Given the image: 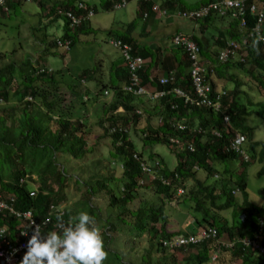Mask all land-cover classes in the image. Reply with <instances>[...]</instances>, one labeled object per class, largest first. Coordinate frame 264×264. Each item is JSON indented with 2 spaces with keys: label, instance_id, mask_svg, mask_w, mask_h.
Instances as JSON below:
<instances>
[{
  "label": "trees",
  "instance_id": "trees-1",
  "mask_svg": "<svg viewBox=\"0 0 264 264\" xmlns=\"http://www.w3.org/2000/svg\"><path fill=\"white\" fill-rule=\"evenodd\" d=\"M119 1L99 0V2H102L101 10L105 12L113 11L114 5ZM128 1L130 3L135 0ZM209 1L204 0L202 4L200 2L189 4L185 0H161L159 7L170 14L178 10L197 9ZM248 1H257L259 3L261 0ZM23 2L25 0H10L7 2V8L12 9L15 4H22ZM79 3L84 4L85 9H78ZM155 4V0L139 2L137 18L141 20L145 11L148 12V17L153 16L156 13L153 9ZM39 5L42 10L48 9V17L64 20L63 36L47 43V50L44 51L45 55L49 54L50 48L56 50L51 53L52 55L58 53L57 50L61 49L57 44L59 39L71 41L70 47L73 49L80 35L90 33L88 32L91 29L90 20L82 22L72 29L66 18L56 15L58 8L71 11L75 15L83 14L85 16L89 9L96 13L99 7V4L98 6L96 4L90 6L85 1L79 2V0L54 2L41 0ZM5 13L7 12L3 9L0 10V15H5ZM213 16L232 19L231 28L228 30L227 35L220 34L215 42L214 49H211L212 47H210L208 40L202 41L195 36L190 37V39L201 48L200 60L208 66V79L213 88L218 90L213 78L214 75L219 79L234 84L235 89L233 87L223 98L228 108L226 107L222 111L217 112L208 106L185 104L183 99L172 93V91L161 98L155 99L153 102H150L151 100L146 97L125 91L124 87L130 83V75L122 58L121 63L126 67L124 69L126 72L124 78L121 81L118 79L114 80L115 83L109 86L110 90L105 89L106 86L101 84L99 91H96L95 94L97 97L100 94L105 95V91H110L114 94L113 98L101 105L103 114L98 119V125L109 136L114 155L121 161V168L124 167L121 194H117L113 187L106 188L109 194L108 206H128L129 203L139 197V187L149 186L153 188L160 200L165 197L169 200L179 201L182 199L183 202H192V209L202 212L201 220L196 222L198 227L211 226L217 229V237L215 238L205 240L197 246L189 245L175 250L174 253H167L161 248V243L178 237V235L169 234L166 231V216L163 212V203L159 205H140L136 210L131 211L135 217L134 228L137 235L143 233L150 235L151 246L149 253L150 250L155 249L156 254L155 261H152V256L148 254V260H144L143 264H183V262L189 264V261L195 262L194 260L197 261V264H207L213 257L211 246L213 245V251H215L218 246L216 245L217 239L221 238L222 235L227 236L229 239L234 237L254 239L259 234L257 244H264V225L262 231L260 230V222H264V212L248 198V182L245 177V168L250 164L251 159H257L263 163L258 174L259 176L264 175V142L256 139L255 131L248 122V117L251 115L250 105L264 107V42H261L260 54L257 55L249 47L253 39L249 38L246 45L248 54L244 61L236 59L221 63L218 58L220 52L228 44L232 42L242 43L246 37H249L255 28L257 17L247 10L245 14L246 23L244 25H242L241 19L230 14L221 16L212 13L207 17L192 21H198L204 25V23L212 20ZM136 26L137 21L134 19L127 25V33L116 35V39L129 43L133 47L134 54L140 55L144 59L150 58L156 64L157 62L153 59L154 52L147 48L139 51L136 39L132 36ZM113 34L111 31L107 32L108 36H113ZM262 34H264V24ZM179 50L183 55L174 69V79L167 83H161L160 76L150 75L148 70L151 64L148 66L146 64L141 72L143 86L150 91L172 90L178 87L192 94L193 84L187 54L182 49ZM67 52V50L63 49L60 51L61 54H67ZM159 63L162 67L165 66L164 61ZM37 64L34 65L31 61L23 62L20 65L12 63L0 69V101H4L6 104L12 101V97L15 98L13 104L1 106L3 114L2 116L0 114V141L16 147L18 153H23L22 156L20 154L16 155L18 164L22 165V163L26 164L25 162H28L27 166L23 168L20 166V168L14 169L9 180L3 179L0 175V198L6 200L15 209L22 211L31 209L35 222L42 224L50 216L51 204L59 205L65 199L60 195V188L66 187L69 178H62L57 166V155L60 153L68 154L75 160L82 161L89 152L86 135L90 128V126H87L90 119L86 117L82 119L80 116H75V109L78 106L84 107V111H87V106L85 105L89 100L87 97L88 89L80 88V85L84 79H91L93 75L92 70H84L79 77V81L73 83L63 77L60 69L50 70V66L45 64L43 60L37 62ZM164 71V76L170 75L172 72H169V69ZM240 72L248 78L247 82L243 81L240 83ZM13 82H16V84L13 85ZM249 83L253 85L252 91L259 96L260 101L253 102V96L248 91L241 90V85L245 86L249 85ZM122 85L123 87H121ZM67 93H71L74 98L72 100L74 103L69 106L63 105L62 99L63 97L64 100L66 97L71 99V95H67ZM243 100L248 102L245 103ZM147 102L152 103L153 111L161 118L156 127L150 125L153 119L150 113L154 112L144 106ZM173 105H175L174 108H172ZM142 107L145 112L142 111ZM121 108H123V111H121ZM225 115L230 116V124L225 123ZM11 117L13 119L16 118L20 122L17 127V130L22 129L23 131L20 137L15 136L13 128L7 126L8 119ZM105 123H108L107 127L104 126ZM130 124L134 126L136 131L138 130V132L140 131L143 134L145 146L161 144L175 154L177 163L173 169L166 167L160 159L163 168L159 173L170 180V185H164L158 178H152V176L142 170L141 164L145 160L142 159V154L137 153L136 144L129 137ZM180 125H184L185 129H177ZM116 127L118 129L120 127L122 132L111 133V130ZM215 132L218 135H215ZM237 133L246 138L244 150L250 155L248 162L244 160L243 155L236 154L230 149V140ZM189 144L193 146V151L189 150ZM17 145H20V147L17 148ZM24 150H26L27 154L24 153ZM135 155H139V158H135ZM149 157L152 159V156ZM230 160H237L241 164L223 166L221 168L226 161ZM108 164L111 165L110 162ZM195 166L199 168L195 169ZM199 170L207 174L205 179L201 180L196 177ZM215 171L218 174H222L226 182L220 183L217 179H214L209 184L208 178H215ZM176 175L180 180L176 178ZM30 179L41 183V186L33 191L29 187ZM188 179H192L194 184L191 187L186 186L184 192L178 195L176 191L179 182H186ZM52 183L58 184V193L52 189ZM96 185L101 188L106 186V184L98 181H96ZM86 191L88 197L85 205L89 215L93 216L94 210L90 202V196L93 194V185H88ZM238 191L245 195L242 204L235 197ZM31 192L35 194L32 196ZM230 208H232L231 224L221 213ZM123 211H126V209H123ZM244 213L247 217L245 223H240V221L236 223L235 218L237 216L240 218ZM50 217L52 222H49L48 226L43 228L42 235L46 236L47 232L53 231L54 225L57 224V216ZM94 217L97 226L101 229L105 249L107 250L106 242L110 239L109 233L116 229L115 223L108 219L106 224L103 225L98 219V215ZM62 220L67 225L69 221L68 213H66L65 217H62ZM1 227H7L12 233L16 228H26L27 224L24 219L16 218L9 212L0 211ZM10 239L14 241L12 237ZM1 246L2 242L0 241ZM184 250L188 252L196 251L197 254L195 257L192 253L184 255L181 263L176 260L174 254ZM233 251L235 256L244 257V264L249 260L253 264H264V255L252 247L245 249L237 247ZM103 264L105 263L103 262Z\"/></svg>",
  "mask_w": 264,
  "mask_h": 264
},
{
  "label": "rangeland",
  "instance_id": "rangeland-1",
  "mask_svg": "<svg viewBox=\"0 0 264 264\" xmlns=\"http://www.w3.org/2000/svg\"><path fill=\"white\" fill-rule=\"evenodd\" d=\"M45 1L54 2L62 0ZM83 1L90 6H93L94 4L98 6L99 4V7L97 12L94 13L90 19L91 29L88 31L90 33L87 35H80L74 48L71 49V51H68L67 54H61L58 51L56 55H50V52L47 56H43L45 55L44 51L47 50V43L63 36L64 21L62 19L56 20L47 17V9L42 10L38 1L15 4L12 9H9V11L5 13V15H0V69L12 63L20 65L27 61H31L34 65H38L37 62L43 60L51 69H62L63 77H65L67 81H72L73 83L79 81V77L84 70H92V78L87 80L84 79L80 85V88L88 89L87 97L89 100L85 105L87 106V111H84V107L77 106L75 109V116H80L82 119H85V117L90 119V122L87 123V126H90V128L86 135L89 152L82 161L75 160L68 154L60 153L57 155V166L62 174V178H69L66 187L60 188V195L65 198L60 204H62L61 207L63 209H66L67 212L69 211L72 217L77 216L82 211L89 213L85 205L86 198L88 197L86 189L88 188V185L92 184L93 194L90 196V202L92 204V209L94 210L93 216L100 213V217L102 218L100 221L103 225L106 224V220L111 219L116 226V229L109 233L111 235V238L109 239L110 249L106 250L108 252V257L104 263L142 264L144 260H148V254L149 256H152V261H155V249L150 250V253L148 251L151 246L150 235L148 233L137 235L134 228L135 217L132 216V213L130 215V212L136 210L138 206L143 204L159 205L161 202L164 204L163 212L166 216L165 223L168 224L169 227H172L173 224L174 227L182 228L184 231H195L196 226H198L196 222L201 220L202 212L192 209L193 203L189 201L176 203V200H169L165 197L160 201L153 188L149 186L139 187V197L132 201L133 203H129L131 209H128L126 205L120 207L108 206L109 194L106 191V188L113 187L117 194H121V187L123 186V170L121 168V161L114 155L113 148H111V140L109 136L106 135L103 132V128L98 125V119L103 114L101 105L107 101L108 98L102 94L97 97L95 94L96 91H99L101 83L106 82L104 75L108 73L111 63L115 64L116 59L117 61H120V53L110 45L109 40L116 38V35L125 32L122 28L125 23L128 24L136 19L139 28L142 22L137 18L136 1L130 2L124 10H113L108 12L101 10L102 2H99V0H79V2ZM200 1L201 0H185V2L189 4ZM155 2L156 5H160L161 0H155ZM170 14L171 16L169 17H157L149 24L151 28L156 30V42L157 36L159 37L160 43L158 42L156 45L162 46V48L171 49V44L174 46L172 40L175 36L172 37V34L175 32L178 24H180V30L184 31L183 33L200 34L197 31L194 32L192 28L182 26L184 23H188L187 19L176 16L175 11ZM108 31L113 32V36H108ZM209 31L213 35L218 34L215 31ZM149 39L155 41L152 36L148 37V41ZM146 44H148V42H146ZM139 45H141L140 42L139 44L137 42V46ZM60 51H62V49H60ZM240 77V83L243 81L247 82L248 78H246L242 72H240ZM63 82L67 83L65 81ZM15 84L16 82H13V85ZM230 85H232L233 89V84ZM252 88L254 87L251 83L245 87V89L253 96V102L259 101V96L252 91ZM242 89L243 85H241V90ZM67 95H71V93H67ZM62 99L63 105L69 106L74 103L72 102V100H74L72 95L71 99L70 97H66L65 100L63 97ZM14 100L15 98L12 97V101L6 104L4 101H0L1 116L3 114L1 106L13 104ZM153 101L154 100H151L150 102ZM244 102L247 103L248 101L245 100ZM144 106L154 112L153 106L150 103H145ZM249 109L251 111V115L248 117L249 125L255 131L256 139L264 142V107L250 105ZM142 111L145 112L143 107ZM150 114L153 117L150 125L156 127L159 123L160 116L155 112ZM18 125H20V122H18L16 118L13 119L11 117L8 119L7 126L13 128L15 136L20 137L23 131L22 129L17 130ZM104 126L107 127L108 123H105ZM129 137L136 144L137 153L142 154V159L149 165H153V159L155 158H158L159 160L161 159L169 169H173L176 165V156L170 149L161 144L145 146L143 143V134L140 131L138 132V130L136 131L131 124L129 125ZM18 147H20V145H17V148ZM24 153H26V150H24ZM17 154H20V156L23 155L22 152H17L16 147L11 146L4 141H0V175L3 179L9 180L11 172L14 169H18L20 166L23 168L28 165L27 161L25 162L26 164H18V161L16 160ZM149 156H152V159ZM97 160H100L101 163H97ZM107 161L110 162L111 165L108 164ZM249 163L250 164L245 168V177L248 182V198L264 212V175L259 176L258 174L263 163L257 159H251ZM237 164L241 163L237 160H230L226 161L221 168L223 166ZM201 171L202 170H199V175L203 172ZM216 174L218 177H216ZM214 176L215 178L209 179V183L213 182L214 179H217L219 182L222 174H218V172L215 171ZM205 177H207V175H205ZM96 181L106 184L105 188L96 185ZM29 182V187L31 189H38L41 186V183L37 181L29 180ZM189 183L190 181L187 182V184ZM51 187L58 193V184L52 183ZM244 196L245 195L240 191L235 194V197H237L236 199H238V202L241 204L245 199ZM142 201L143 203L140 204ZM123 209H126V211H123ZM221 213L225 216L229 224H231L232 208L222 211ZM120 218L124 219L119 221L118 219ZM239 221V217L237 216L235 222L239 223ZM187 223L190 225L183 227ZM220 240L225 241L226 237L222 235ZM216 249L218 250L217 252L219 255L222 254V250L219 247ZM188 253L189 252L185 255ZM181 255H184L183 252H177V254H175L176 260L180 261ZM226 261L227 258L223 264H227ZM180 262L182 263V261ZM190 262L193 263L192 261ZM183 264L186 263L183 262ZM209 264H212V261L209 262Z\"/></svg>",
  "mask_w": 264,
  "mask_h": 264
},
{
  "label": "built area",
  "instance_id": "built-area-1",
  "mask_svg": "<svg viewBox=\"0 0 264 264\" xmlns=\"http://www.w3.org/2000/svg\"><path fill=\"white\" fill-rule=\"evenodd\" d=\"M10 0H0V10L3 9L5 12L8 11L7 2ZM26 2H33L36 0H25ZM137 3L139 2H149L150 0H135ZM129 4L128 0H120L118 3L114 5V10H123ZM78 9H85L84 4L79 3ZM153 9L156 11V15L158 17H166L169 15L165 9H161L159 5H154ZM249 10L252 14L256 15L257 23L255 28L253 29L252 34L249 37H246L242 43L232 42L227 45V47L220 52L218 58L221 63H226L229 60H238L244 61V58L247 56V47L249 38H254L255 34L259 32L262 34L263 24H264V0L254 2H249L248 0H210L207 4H203L197 9L193 10H178L176 11V15L188 20H197L203 17H207L212 13L226 16L232 15L233 17L239 18L242 21V25L246 23L245 14ZM57 15L66 18L69 22L70 28L74 29L77 25L87 20H90L91 17L94 15V11L89 9L87 14L84 16L82 15H75L71 11L58 9ZM148 15V12L145 11L143 13V17L145 18ZM58 46L63 49L70 51L71 41L61 39L58 40ZM111 46H113L119 53L121 58L124 60L127 66L128 73L130 75V83H128L124 90L146 97L150 100H155L167 95L170 91L177 95L178 97L183 99L185 104L194 105V106H208L215 111H222L224 108H228L225 105L223 98L227 95L228 91L223 89L215 90L208 79V66L200 60V53L201 48L197 43H194L189 36L183 34H176L173 37L172 43L176 48L182 49L187 54V58L190 65V76L192 79L193 84V92L189 94L184 90L175 87L172 90L165 89L161 91H150L145 86H143L141 72L142 68L145 67L147 61L142 58L140 55L134 54V50L132 45L129 43L124 42L123 40L113 38L109 40ZM52 70V69H50ZM174 79L173 72L170 75H166L160 78L161 83H167L168 81H172ZM104 94L108 95V91H105ZM175 105L172 106L174 108ZM123 111V108H121ZM161 118H159L160 122ZM224 120L226 124H230V116L225 115ZM177 129L182 130L185 129L184 125H180ZM117 131L122 132V129L116 127L111 130V133H115ZM215 135H218L215 132ZM121 144V142H119ZM177 143V141H176ZM246 143V138L241 135L240 133L236 134V136L232 139L230 143V149L235 152L236 154H241L247 160L249 158V154L244 150V144ZM190 151H193L194 148L192 145L189 144L188 146ZM137 158V156H135ZM160 168L159 162L155 161L152 166H149L147 163H142V169L148 175L152 177L158 176L162 183L169 185L170 181L166 177L162 175H158L157 170ZM176 178L179 177L176 175ZM24 182V180H22ZM143 183V181H142ZM183 187H180L178 193H183ZM35 193L31 192L33 196ZM0 211H6L11 213L16 218H21L26 221L27 227L26 228H16L13 232L14 236H18L21 239L20 242L12 243L10 240V232L7 227L0 228V240L2 242V247H0V264H17L21 261L18 259V254L23 251H27V241L31 238L33 234L34 225L30 226L29 221L26 217L31 214L32 219L34 217L33 211L31 209L27 211H22L15 209L11 206L6 200H2L0 198ZM51 213L57 212L60 215H63L64 211H61L59 208L55 206L51 207ZM247 217L243 215L240 217L241 223H245ZM34 220V219H33ZM50 221V219H48ZM36 225H40L38 222H35ZM43 225H47V223H43ZM264 222H260L261 231ZM41 226V225H40ZM30 227L31 231H30ZM59 229V227L57 226ZM42 230V227H41ZM22 232H27V235H22ZM259 234L254 239L246 238L240 239L237 243H239L243 248L252 247L255 250H259L264 255V244H257V238ZM217 237V230L212 227L202 228L198 231L196 235H187V236H180L175 237L170 240L164 241L163 246L164 248L168 249L169 251H175L181 247H186L188 245H197L200 244L204 240H208L211 238ZM235 243H226L224 244L225 247L232 248Z\"/></svg>",
  "mask_w": 264,
  "mask_h": 264
},
{
  "label": "clouds",
  "instance_id": "clouds-1",
  "mask_svg": "<svg viewBox=\"0 0 264 264\" xmlns=\"http://www.w3.org/2000/svg\"><path fill=\"white\" fill-rule=\"evenodd\" d=\"M36 1L40 2L41 0H36ZM57 10H56V13H57ZM261 42H264V34H260L259 32H257L255 34V37L251 40V43L249 45V47L257 55L260 54ZM231 141L232 139L230 140V143ZM135 156L139 158L138 157L139 155H135ZM249 159H250V155L247 160L246 159L244 160L248 162ZM153 160H154L153 163L155 161H158L160 165V168L157 170L156 174L162 175L159 173V171L163 168L161 161L158 158H155ZM143 163H147V162L145 161ZM149 166H152V165H149ZM141 167H142V164H141ZM194 168L198 169L199 167L195 166ZM122 170H124V167L122 168ZM216 177H218L217 174H216ZM152 178H158V176L152 177ZM178 180H180V178ZM142 181H144V179ZM186 186H187L186 182H179V186L177 187L176 193L178 195L182 194V193H178V190L180 189V187H183V189L185 190ZM35 190H37V188L33 189V191ZM61 205L62 204L56 205L53 203L50 206V210L52 206H55L56 208H59L61 211H64V213L63 215H60V213H57V212L51 213V211L49 210L50 216H57V224L54 225L55 228L53 231L47 232L46 236L42 235V232H43V228L48 226L49 222H52L50 216L46 220L43 221V223H47V225L45 226L43 225V223L42 224L39 223L41 226L36 225L35 220L32 219L31 214H29L26 217V219L30 223V226L34 225L35 227L33 230V234L31 235V238L27 241V246H26L27 251H23V252H20V254H18V259H21V261L18 262L17 264H103V262L107 259L108 252L105 249L101 229L97 226L95 218L90 216L87 212L82 211L77 216L72 217L68 221L67 225H65V223L62 220V217L66 216L67 211L66 209H63ZM48 219H50V221ZM57 226L59 227V229L57 228ZM41 227H42V230H41ZM208 227H211V226H208ZM202 228H207V227L202 226L201 228L198 229V231ZM212 228H215V227H212ZM14 230L12 231V233H10L9 238L11 237L13 238L14 241L10 239L12 243L20 242L21 239L18 238V236L13 235ZM30 231H31V228H30ZM198 231L192 234L185 233L182 235L180 234H173V235H178V237L187 236V235H196ZM21 234L27 235V232H22ZM241 238L246 239L245 237H234L232 239H229L226 236V240L221 241L220 240L221 238H218L217 243H216V245H218L217 248L219 247L222 251H232V252H234L233 249L234 248L236 249L237 247H241L242 249H245L239 243H237L238 240H240ZM226 243H235V245L232 248H228L224 246V244ZM197 245H194V246H197ZM161 248H163L168 253H174V251H169L168 249L164 248L163 242L161 243ZM217 251L218 250H216L215 252L213 260H216L217 256L219 255Z\"/></svg>",
  "mask_w": 264,
  "mask_h": 264
},
{
  "label": "crops",
  "instance_id": "crops-1",
  "mask_svg": "<svg viewBox=\"0 0 264 264\" xmlns=\"http://www.w3.org/2000/svg\"><path fill=\"white\" fill-rule=\"evenodd\" d=\"M202 1H204V0L200 1L201 4H202ZM133 2H135V1H133ZM136 6H137V9H138V3L137 2H136ZM47 14H48V9H47ZM169 16H171V14L167 15L166 17H169ZM47 17H48V15H47ZM147 17H148V15L145 18L142 15V17H141L142 24L139 26V28H138L139 24H137V26L134 29V32H133L132 35L137 40L138 44H139V42L141 44V45L138 46L139 51H141L142 49L147 48V49H150L152 52H154L153 53V55H154L153 59H155V61L157 62L156 64L153 61H151L150 58H146L145 59L147 61V65L146 66L151 64L150 67H149V70H148L150 75L151 76L152 75H157V76L162 77V76L165 75V71H164L165 69H169V72L170 71L174 72V69L176 68V65L178 64V61L182 58L183 53L178 48H175L174 46H172V44H171V49L162 48V46L156 45V44H158V42L160 43V40H159V37L157 36V42H156V39H155L156 30L151 28V26L149 24L151 23V21L153 19L157 18L158 16L156 14H153V16H149L148 18ZM49 18L53 19V17H49ZM54 19H56V18H54ZM168 20H170V19H168ZM231 21H232L231 18H222V17L219 18V16L218 17L213 16L212 20H209L207 23H204V25H202L198 21H190V20H188V23H184L182 26H187V28H192L194 32L197 31L200 34L198 35L197 33H193V34L183 33L184 31L180 30V24H178L176 26L175 32L172 34V37L174 35H176V34H179V33L183 34V35L186 34V36L188 35L189 37L195 36V37L201 39L202 41L208 40L210 47H212L211 49H214L215 42L217 41V38L220 36V34L223 33L224 35H227L228 30L231 28ZM121 22H123V21H121ZM128 24L125 23L122 26V28L125 30L124 33H127V25ZM182 26H181V28H182ZM209 30H211V32L215 31L218 34L213 35L212 33H210ZM149 36H152L155 41L150 40V39L148 41V37ZM146 42H148V44H146ZM205 48L209 49L208 47H205ZM53 51H56V50L55 49H50L49 53L50 52L53 53ZM58 51L60 52L59 49L57 50V52ZM51 53H50V55H51ZM45 56H47V55H45ZM119 58H120V61H117V59H116L115 60V64L111 63L108 73H106V75H104V78L106 79V82L105 83H101V84L106 86L105 89L110 90L109 86L113 85L115 83L114 80L118 79L119 81H121L124 78V76L126 75V72L124 71V69H126V67L121 63V61H122L121 56ZM160 61H164L165 62V66L164 67H162V65L159 63ZM119 63H120V65H118ZM60 70L62 71V69H60ZM231 71H233V70H231ZM213 78L215 79V83L217 84V89H223V90H227V91H231L232 90V85H230V84H233V83H230V82H228L226 80H223V79H219L215 75L213 76ZM233 86H234V84H233ZM246 86H248V85L243 86L242 91H247L245 89ZM121 87H123V85ZM113 95H114L113 92H110V91L108 92V95L105 94V96H107L108 100L113 98ZM144 100L146 101V99H144ZM255 102H257V101H255ZM150 104L152 105V103H150ZM97 163H101V161L97 160ZM198 172H197L196 177L201 179V180L205 179V175H207V174L204 175V173L201 171L203 174L201 173V175H199ZM209 179L210 178H208V183H209ZM188 181H190L189 184H187ZM219 182L220 183L226 182L225 177L223 175H222V177H221ZM211 183H209V184H211ZM193 184H194V181L192 179H188L186 181L187 187H191ZM181 202H183L182 199H180L176 203H181ZM142 203H143V201L140 204H142ZM127 208L131 209V207H129V205L127 206ZM67 213L69 215V220H70L72 218V215H70L69 211ZM130 215H131V212H130ZM92 217H94V216H92ZM98 219L99 220L102 219L100 217V213H98ZM123 219L124 218H120L118 220L121 221ZM189 225L190 224L187 223L183 227L189 226ZM199 228H201V227L196 226L195 231H184L182 228L174 227L173 224H172V227H169L168 224H166V231L169 234H180V235L185 234V233L192 234V233H196ZM110 238H111V235H110ZM109 241L106 242L107 250L110 249ZM216 250L213 251V245H212L211 246V251H212V256L213 257L215 255ZM185 251L186 250L182 251L184 255L188 252V251H186V252ZM195 252L196 251L189 252L187 255L192 253L193 256L194 255L196 256L197 252L196 253ZM178 253H180V252H178ZM184 255H181L180 261L183 260V256ZM213 257L209 261V262L212 261V264L213 263L214 264H223V263H225V259L226 258H227V261H226L227 264H244V257L243 256H235V252H232V251H222V254L218 255L216 260H213ZM194 261L195 262L192 261L193 263H191L190 261L189 262L191 264H197L196 263L197 261L196 260H194ZM209 262H207V264H209ZM142 264H143V262H142ZM245 264H253V263L251 262V260H249Z\"/></svg>",
  "mask_w": 264,
  "mask_h": 264
}]
</instances>
